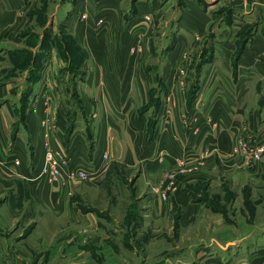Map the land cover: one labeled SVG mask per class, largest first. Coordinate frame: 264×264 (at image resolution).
Returning a JSON list of instances; mask_svg holds the SVG:
<instances>
[{
  "label": "rangeland",
  "instance_id": "obj_1",
  "mask_svg": "<svg viewBox=\"0 0 264 264\" xmlns=\"http://www.w3.org/2000/svg\"><path fill=\"white\" fill-rule=\"evenodd\" d=\"M91 1L69 0L68 10L61 11L60 15L58 11L52 16L48 0H0V44L6 41L11 46L14 43L12 38L17 33L13 30L18 27V30H21L20 35L29 33V41L34 46L40 45L44 39L52 41L54 37L55 42L58 38L63 40L60 43L72 48L77 47L79 54L83 56L79 61L83 64L75 69L71 64L68 68L69 64L63 56V62H52L51 66L46 64L45 70L39 69V75H47V82L39 85H36L37 82L26 83L25 87L30 85L33 88L36 85L35 89H32L33 94L29 95L25 88L23 94L13 96L22 105L27 103L24 117L32 116L36 120L38 128L34 141L37 148H40L42 162L43 155L45 160L48 152L55 155L57 160L60 156L67 160V164L59 168L61 175L55 177L51 184L46 175L35 176L34 170L39 168L34 167L33 160L27 162L29 166L32 163L31 172L26 178L29 182L34 180L37 187L48 185L52 186L54 191H62L60 197L50 195L53 199L51 202L55 199L57 203L54 206L47 200H43L42 204L35 199L31 201L33 199L30 196L28 198V192L24 191L25 178L10 179L3 174L0 176V186L13 184L18 188L14 198L15 208L6 205L7 210L2 216L3 224H0L1 231L9 234V241L16 246L15 249H19L18 263L264 264V202L250 198L247 186L239 192L229 188L227 184L222 186L226 191H217L219 185L215 184L208 189L205 184L190 191V200H203L212 213L222 216L224 221L221 223L213 222L215 218L212 213L203 212L191 224L182 226L177 221L180 210L175 206L168 213L164 207L161 214L154 213V200H157V205L161 202L166 205L174 191L185 179H189L188 176H183L190 173L189 168L194 165L182 166L185 165L184 156L201 157L200 155L210 154L200 146L204 141L212 142L217 136L216 133L222 130L224 116L216 111L220 103L215 105V102L220 100L222 103H230L229 93L234 94L237 89L232 78L218 75V71L222 70L221 64H212L207 68L208 65L204 63L193 62L197 58L193 59V55L200 52L203 37L199 35L196 36L197 39L193 37L187 41L186 33L180 32L176 26L186 2L161 0L159 6L146 10L147 12L137 10L138 13L129 20V26L139 21L144 24L141 27L135 26L138 23L133 26L129 34L130 47L124 52L127 59L128 56L132 57L131 89L128 94L123 92L122 95H109L111 89L109 91L107 86L110 81H101V75L104 73L108 77V73L116 72L117 68L122 72L127 63L119 60L116 33L107 28L103 15L94 7L91 8ZM125 1L124 4L130 2ZM149 2L151 4L152 0ZM226 9L227 7L224 10ZM72 13L74 15L70 21L69 16ZM50 26H54L53 33H50ZM90 27L93 37L84 34L90 33ZM105 29L106 33L101 34ZM235 31L236 28L233 29L232 38H235ZM237 33L239 32H236L235 36ZM78 34L81 35L80 39L77 38ZM177 34L184 36V40L181 46L169 55L168 52L173 49L178 38ZM24 43L26 44L25 40ZM91 43L97 44V49L89 51L88 47L93 45ZM89 54L91 57L96 55L102 58L93 66V70L87 60ZM38 64L36 62L37 66ZM9 70H1L0 76L8 74ZM95 70L100 74L98 81L87 77L89 73L94 75ZM16 71L17 69H11L13 73ZM83 99H88L90 110L83 108ZM100 103L107 107L109 104L114 109L106 111L113 121L120 120L121 115H124L122 120L129 121L143 114L144 119L153 125L156 121H164L166 117L168 123L177 118L190 134V138L197 134L203 137L198 147L189 150L185 144L186 137H181L175 132L173 139L182 142V156L178 158V163L182 164H174L161 173L158 172L156 179H151L154 171L139 175L141 169L137 166L127 168L119 164L109 171L108 167L101 164L96 166L90 163L98 152L101 127L97 128V134L91 130H94V125L96 128L97 124L100 126L108 121L106 115L102 120H98L102 110ZM123 107L125 114L121 111ZM64 110H67L65 116L69 123L78 122L76 126L73 125L68 145L70 148L67 149L58 141L61 128L59 116L64 117ZM18 116V128L25 130L23 112L20 109ZM64 122L66 123V120ZM246 122L247 120L242 118L239 126L229 128L238 134L234 136L235 139L225 155L240 158L238 155L242 154L241 147L233 152L239 141L258 144V147L264 145V138H253ZM203 131L206 134L200 133ZM22 133L23 142L15 146L29 152L32 142L25 132ZM161 134L159 132L152 138L149 137L147 150L145 148L142 151L144 155L153 156L157 164H161L168 154L161 141ZM79 143L81 150L85 147L86 151L84 160H79L82 167L84 164L89 167L86 168L90 177L86 180L67 178L70 165L75 166L71 155L80 152L77 151ZM208 145L213 146L207 144L205 148H208ZM13 149V143L6 144L7 153ZM102 149L101 152L109 155L106 147L103 146ZM244 162L252 164L246 160ZM255 194L257 196V193ZM238 196H241L240 200L235 202ZM9 197L7 196L8 199ZM228 242L234 244L225 247Z\"/></svg>",
  "mask_w": 264,
  "mask_h": 264
},
{
  "label": "crops",
  "instance_id": "obj_2",
  "mask_svg": "<svg viewBox=\"0 0 264 264\" xmlns=\"http://www.w3.org/2000/svg\"><path fill=\"white\" fill-rule=\"evenodd\" d=\"M149 1L151 0H130L128 4H124V2H126L125 0L91 1V8L93 9L94 7L96 11L101 13L103 19L106 21L107 28L116 33L115 36L118 40L117 54L119 60L122 59L124 63H127V66L123 68L122 72L120 71V68H117L116 72L108 73V77L106 74L104 75V73L101 75V81H110V84L108 83L109 86H107L109 87V91L111 89L109 95H122L123 92L124 94H128L131 89L130 81L133 74L130 73V63L132 57L128 56L127 59V56L124 57V52L130 47L131 37L129 34L132 32L133 26L138 23L135 26L141 27L144 23L139 21L136 23L134 22L129 26V24H131V21L129 20L138 13L137 10H151L161 4V0H152L151 4ZM184 1L186 2L185 8L176 21V26L179 27L180 32L183 34L186 33L187 41L188 39H193V37L197 39L196 36L199 35L200 37H203L201 40L202 44L200 45L201 49H199L200 52L193 55V59L197 57L198 60L199 58L201 60L197 61V58H195L193 62L204 63L205 65H208L207 68L212 64H221L220 69L222 70L218 71V75H222L224 78H232L234 84L237 86L234 94L229 93L230 103H222L220 100L215 102V105L220 103L217 105L216 111L224 116L222 130L216 133L217 136L213 138L212 142L206 143V141H204V144L202 143L200 146L203 151L207 150L210 154L200 155L201 157L198 155H188L186 158L185 155V165L182 166L194 165L189 168L191 174L188 173L183 176H188L189 179H185L184 183L174 191L170 201L167 202L166 205H163L162 202L157 205V200H154V213L161 214V209L163 207L166 208L167 213L173 208V206L178 207L180 210V216H177V221L182 226H188L203 212H207L208 214L212 213L210 207L206 205L203 200H190V191L202 187L201 185L206 184L209 189L217 184L219 185L217 191H221L224 190L222 189V186L228 184L229 188L239 192H241L243 187L247 186L250 198L264 202V198H262L264 197V193H262L264 192V155H262L261 159L254 164H248L240 158L225 155L235 139L234 136L238 134L237 132L234 133L230 131L229 128L231 126H239L242 118L244 121L247 120L246 123H248V128L251 130L253 138H264V0ZM68 2L69 0H48L49 5L51 6L50 14L55 15L59 11L58 13L60 15L62 13L61 11L68 10ZM124 5H126V7H124ZM224 5L227 7L226 11L224 10ZM69 12H71V9ZM73 15V13L70 14V21L73 18ZM0 25L2 24L0 23ZM65 26L67 27V24H65ZM91 27L88 30V32H90L89 34L83 31L88 37H93ZM50 28V33H53L54 26H50ZM235 28V33H239H237V36H235L234 33L235 38H232V32ZM13 31H17L14 38H12L14 43L9 46L6 41H2L0 44V71L10 69L8 74L5 73L0 76V176L3 174L10 179H26L31 172L30 168L32 164L30 163L29 166L27 162L33 160L34 167H39L42 161V155H39L40 148H37L34 141L38 127H36V120L34 117H24V113H26L25 111L27 110V103H23L22 105L13 96L23 94L25 88L29 92V95L33 94L32 92L37 84L39 85L47 82V75L42 74L41 77L39 75V69L45 70L47 68L46 64L51 66L52 62H63L64 57L66 58L65 61L69 64L68 68L71 64L72 68L75 69L83 64L82 62H79L83 56L79 54L77 47L72 48L63 43L56 45L55 42V45L51 44L50 47L47 43V46L43 45L42 49L40 45L34 46L29 41V33L20 35L21 30H18V27ZM105 31L106 29L102 30L101 34ZM177 35L178 38L173 45V49L171 48L172 50L168 52L169 55L171 54V51L180 47L182 40H184V36L182 37L180 34ZM77 36L76 37L80 39L81 35L78 34ZM24 40L26 41V44L24 43ZM52 40H54V37ZM50 41L51 40L48 42ZM61 42H63V40H61ZM96 45L97 44H93L91 47H88V50L91 51L92 49H97L95 48ZM40 49L42 51L40 52L41 56L36 58V62L39 64L38 66H35L33 58ZM24 50L30 52L32 60L29 61L25 57L23 59L20 52H23ZM207 52L209 54H206ZM92 57L89 54L87 60L90 61L93 70V66L102 58L95 55L93 61ZM26 62L31 66L26 68H20L17 66L19 65L18 63L24 64ZM11 69L13 71L17 69V71L13 73L11 72ZM99 75L100 74H98L97 70H95L94 75L89 73L87 74V77L89 79L95 78L94 80L98 81ZM29 82L37 83L36 85L34 84L35 86L33 88L30 85L25 87L24 85L26 83L29 84ZM101 94L105 95L104 92H101ZM194 99L195 98H193V100ZM87 100H81L85 105L83 108L86 111L90 110L89 107L91 106ZM86 105L89 106L87 107ZM100 105L102 110L98 120H102L106 115V120L108 121L100 126L97 124L96 128L95 125L94 127L91 125V128H94V130L91 131H94L97 134V128L101 127L99 132L100 143L98 144L97 151H102L103 146L107 148L109 159L104 167H108V170H114V167L119 164L127 168H136L137 166L139 170L141 169L139 175H145L148 171H154V175L151 179H156L158 172L161 173L163 170L174 166V164H182L178 163V158L182 156V142L181 140L176 141L173 139L175 132L181 137H186L185 144L189 150H194L198 147L200 145V140L203 137L197 134L190 138V134L188 131H185V128L177 118L172 121V123H168V117H166L164 118V121H156L153 125H150L149 121L144 119L143 114H139L135 119L129 121L125 119L122 120L124 115H121L120 120L113 121V119L106 114V111L110 112V110L114 109L109 104L108 107L102 103H100ZM62 108H64V106H62ZM19 109L23 112V126L26 128L25 130H20V128H18L17 122ZM65 111L67 110L62 112L64 117L62 115L59 116V127L61 128L59 131L60 139L58 141L67 149L70 148L68 145L72 129L74 128L73 125L76 126L78 122H75V124L72 122L69 123L65 116ZM121 111H123V114L126 112L124 107ZM65 120L66 123L64 122ZM71 120L72 119H70V121ZM232 123L234 124L232 125ZM63 125H65V127H63ZM22 132H25L32 142V147L29 146V152L25 149L21 150V148H16L15 146L17 143L23 142L22 139H24V135ZM159 132L162 133L161 141L168 151L167 156L161 164L155 163L153 156L150 157V155L142 154V151L145 148L147 150L146 143L149 137L152 138ZM200 133L204 134L205 131ZM208 136L210 137L209 134ZM95 138H97L96 135ZM11 143L14 144V149L7 153L5 151L6 144ZM207 144L213 146L208 145V148H205ZM81 148L82 147L79 143L77 151L80 152L71 155L73 162L84 160V154H86V151L85 147L82 150ZM81 153L83 155H81ZM14 159L19 160L17 166L13 163ZM193 169L196 170L193 171ZM23 187L24 191L28 192V198L30 196V198L33 199L31 201H34L35 199L36 201L41 202L40 204H42L43 200L52 203L51 201L53 199L50 197L51 194H55V196L59 197L62 196V191L60 189L54 191L55 189H52V186L49 187L48 185L37 187V185L32 184L27 179L25 180ZM17 190L18 188L13 184H10L9 186H0V224H3L2 216L7 210L6 205L15 208L14 198L17 195ZM224 191H226V188ZM255 193H257V196H255ZM237 195H239V193ZM7 196H10L9 199ZM240 197L241 196L236 197V200L234 201L238 202ZM154 199L156 198L154 197ZM52 205H57L55 199ZM157 208H159L158 211ZM212 215L215 218L213 222H222V216L214 213H212ZM9 238V234H4L0 229V264H19V249H15L16 246L9 241ZM216 243L221 246L218 241H216ZM233 244L234 242H228L225 247ZM20 251L22 250L20 249Z\"/></svg>",
  "mask_w": 264,
  "mask_h": 264
},
{
  "label": "built area",
  "instance_id": "obj_3",
  "mask_svg": "<svg viewBox=\"0 0 264 264\" xmlns=\"http://www.w3.org/2000/svg\"><path fill=\"white\" fill-rule=\"evenodd\" d=\"M257 145L255 144L253 145V143L248 144L247 141H239V144L237 145V147L233 149V152H235L236 150L238 151V149H240L241 147L242 154L239 153L238 155L241 158V160L242 161L246 160L251 163H255L257 160L261 158L262 155H264V145H261L260 147H258ZM45 156L46 158L44 160V155H43V162L41 161L38 167L39 169L36 168L35 176L40 177L38 176L39 174L46 175L49 184H51L52 182H54L53 180L55 177H58L59 175H61L59 168L60 166H65L67 164V160L63 156L58 157V160H57L55 155H52L50 152H48ZM108 159H109V156L105 152H101L100 154L99 152H97L95 153V156L90 160V163L95 164L96 166L101 164L104 167L107 164ZM13 163L14 165L17 166L19 164V161L13 160ZM80 164L81 163L79 162H74V165H75L74 167L70 165L69 172H67V175H68L67 178L76 177L80 180H86L90 177L89 176L90 173L88 169L86 168L88 167V165L84 164V166L82 167ZM51 173H54V175H52ZM33 181L34 180H32L31 182ZM32 184H35V183L33 182Z\"/></svg>",
  "mask_w": 264,
  "mask_h": 264
},
{
  "label": "trees",
  "instance_id": "obj_4",
  "mask_svg": "<svg viewBox=\"0 0 264 264\" xmlns=\"http://www.w3.org/2000/svg\"><path fill=\"white\" fill-rule=\"evenodd\" d=\"M57 40L58 41H56L58 44L60 43V41H61V39L59 40L58 38H57ZM47 43L49 44V47H50V45L51 44H54L55 45V41H51V42H48L47 40H42V42H41V44H40V46H41V48L43 49V45H46L47 46ZM45 51H46V49H45ZM40 52H42L41 50H40ZM40 52H38V53H36V55H35V57L33 58L34 59V65L36 66V58L37 57H39V56H41V53ZM21 54V56H23V59H24V57L27 59V60H32V56H31V54H30V52H28V51H26V50H24L23 52H20ZM43 54V53H42ZM22 59V60H23ZM31 66L29 63H24V64H22V65H17L18 67H20V68H24V67H26V66Z\"/></svg>",
  "mask_w": 264,
  "mask_h": 264
}]
</instances>
